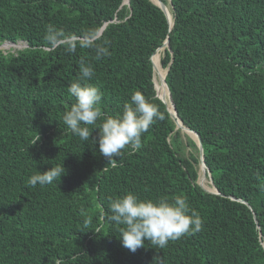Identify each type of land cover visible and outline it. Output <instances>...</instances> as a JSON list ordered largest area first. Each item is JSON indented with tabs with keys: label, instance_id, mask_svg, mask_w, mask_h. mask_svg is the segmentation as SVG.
<instances>
[{
	"label": "trees",
	"instance_id": "1",
	"mask_svg": "<svg viewBox=\"0 0 264 264\" xmlns=\"http://www.w3.org/2000/svg\"><path fill=\"white\" fill-rule=\"evenodd\" d=\"M123 1L0 0V45L26 44L0 50V264H264V0H160L171 28L149 0ZM166 39L160 66L177 118L198 134L220 195L196 184L198 150L156 97L151 57ZM88 42L110 56L96 60ZM81 59L104 113L120 114L140 91L164 117L115 165L62 120ZM179 131L194 152L184 155ZM61 162L58 184H28ZM128 192L186 196L201 231L129 252L108 220L110 202Z\"/></svg>",
	"mask_w": 264,
	"mask_h": 264
},
{
	"label": "clouds",
	"instance_id": "2",
	"mask_svg": "<svg viewBox=\"0 0 264 264\" xmlns=\"http://www.w3.org/2000/svg\"><path fill=\"white\" fill-rule=\"evenodd\" d=\"M47 31L48 38L54 39V27L49 25ZM83 46L95 47L96 60L110 56V52L103 46L93 45L91 42ZM67 51L74 54L76 46L73 45ZM94 75L93 65L81 59L79 75L68 88L75 103L65 111L62 120L73 136L83 142L98 145L100 155L115 165V158L127 147L138 150L142 146L143 134L164 117L158 107L150 103L140 91L131 94L120 114L107 115L100 106L104 93L96 85L88 83ZM93 130H97V137L90 140ZM39 139L36 135L33 144ZM65 174L66 170L61 162L43 173L37 172L29 178L28 184L33 188L37 185L45 187L54 182L58 184ZM110 211L108 220L122 226L119 228V241L131 253L145 248V241L163 249L170 241L200 232L203 224L199 213L189 207L187 197L183 195H177L169 201L163 196L155 200L141 199L128 192L110 202ZM91 223V217L84 220L86 227Z\"/></svg>",
	"mask_w": 264,
	"mask_h": 264
},
{
	"label": "bare ground",
	"instance_id": "3",
	"mask_svg": "<svg viewBox=\"0 0 264 264\" xmlns=\"http://www.w3.org/2000/svg\"><path fill=\"white\" fill-rule=\"evenodd\" d=\"M125 2L127 0H124ZM155 3L159 4L157 1L153 0ZM166 8V12H167V16H168V20H169V24L172 23V18H171V14H170V11L168 9L167 6H165ZM163 52V48H160L156 51L154 57H153V65H154V75L153 77L157 76L158 77V81H156L154 78H153V83H154V86H155V90H156V93L159 97H161L166 105H167V108L169 109V111L171 112V114L173 115V111H172V107H171V104L168 100V91H167V88L165 87V85L162 83V78L164 77V73H165V70L161 68L160 66V57H161V53ZM180 126L181 129H183L184 131H186V133L193 139V140H196V137L193 133L189 132L184 125H182V123H180V121L178 119H176V122H175V126ZM203 167L202 165L199 166V173H198V181L201 183L202 187L208 191H214L213 189V186L210 184V182H208L207 178L204 176L203 174Z\"/></svg>",
	"mask_w": 264,
	"mask_h": 264
},
{
	"label": "water",
	"instance_id": "4",
	"mask_svg": "<svg viewBox=\"0 0 264 264\" xmlns=\"http://www.w3.org/2000/svg\"><path fill=\"white\" fill-rule=\"evenodd\" d=\"M128 1H129V0H127L126 2L123 1V4H128ZM149 1H150L152 4H154L155 6H157V7H158V8L164 13V15H165V17H166V19H167V21H168V24H169V20H168V16H167V12H166L165 5H164L160 0H155V1H157L159 4L155 3L153 0H149ZM168 2H169V4H170V6H171V2H170V0H169ZM171 26H172V23L169 24V27H170V28H171ZM101 30H102V29H101ZM100 32H101V31H100ZM100 32L98 33V35L100 34ZM6 43H8V42H6ZM11 44H12V43H11ZM161 48H163V49L166 48L167 50H169V40H168V39H166V40L164 41V43H163V45H162ZM159 49H160V48H159ZM157 50H158V49H157ZM157 50H156V51H157ZM155 53H156V52H155ZM151 63H152V71H153V75H154V65H153V62H152V57H151ZM167 71H168V68L165 69L164 77H163L162 80H161L162 83L165 85L166 88H167V85H166V83H165V76H166V74H167ZM152 78H153V77H152ZM153 84H154V83H153ZM154 88H155V86H154ZM155 91H156V90H155ZM167 91H168V88H167ZM156 97L159 98V99H160V100L166 105L165 101H164L161 97H159V96L157 95V93H156ZM168 100H169V102H170V104H171L172 111H173L174 114L172 115L168 108H167V110H168V112H169V114H170V118L172 119V121H173L174 124H175L176 119H178V118H177L176 111H175L174 105H173V103H172V100H171V96H170L169 91H168ZM166 107H167V105H166ZM178 120H179V119H178ZM179 121H180V120H179ZM180 123H181V121H180ZM182 125H183V124H182ZM185 128H186L189 132L193 133V134L195 135V137H196V140H193V139H190V140L195 144V146H196V148H197V150H198L199 166L202 165V167L204 168V176H206V177L209 178L210 184L213 186L212 181H211V178H210L209 171H208V169L206 168V166H205V164H204V161H203V153H202V146H201L200 138H199V136H198L197 133L193 132L192 130L188 129L187 127H185ZM175 130H177V129L175 128ZM196 184H197L200 188H202L205 192H208V193H211V194L220 195V194L218 193V191L215 189L214 186H213L214 191H208V190H206V189H204V188L202 187L201 183L198 182V179H197ZM233 200H234V199H233ZM238 201H239V200H238ZM239 202L244 203L243 201H239ZM253 217H254V221H255V223H257V221L255 220V216H254V215H253Z\"/></svg>",
	"mask_w": 264,
	"mask_h": 264
},
{
	"label": "rangeland",
	"instance_id": "5",
	"mask_svg": "<svg viewBox=\"0 0 264 264\" xmlns=\"http://www.w3.org/2000/svg\"><path fill=\"white\" fill-rule=\"evenodd\" d=\"M24 48H26V44L25 43H23V42H17V43H4V44H1L0 45V50L2 51V52H12V53H15L16 51H21V50H23ZM161 56H162V53H161ZM156 81H158V77L157 76H155V77H153ZM179 133H180V141H181V143H182V148H183V153H184V155H187L189 152H194V150L193 149H191L190 147H188V145H187V139H189V137L188 136H186V135H184L182 132H180L179 131ZM190 140V139H189ZM198 173H199V165H198ZM207 178V180H208V182H210L209 181V178L208 177H206ZM199 182V181H198Z\"/></svg>",
	"mask_w": 264,
	"mask_h": 264
}]
</instances>
